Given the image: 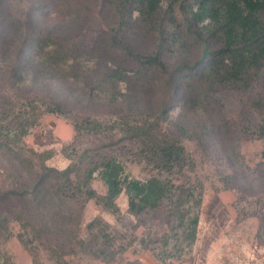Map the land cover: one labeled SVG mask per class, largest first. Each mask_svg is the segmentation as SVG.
<instances>
[{
	"label": "trees",
	"instance_id": "obj_1",
	"mask_svg": "<svg viewBox=\"0 0 264 264\" xmlns=\"http://www.w3.org/2000/svg\"><path fill=\"white\" fill-rule=\"evenodd\" d=\"M44 12L61 17L64 29L37 30ZM176 17L187 33L183 44L189 50L200 49V56L170 65L165 53H176L178 46L174 43V50H166L162 40ZM31 18L36 27L25 37L20 52L24 57L29 51L31 57L13 68L14 78L24 74L34 80L62 79L81 88L71 99L49 91L29 92L33 115L29 126H37L44 115L63 116L71 121L75 135L62 149L70 160L63 170L47 165L53 150L38 152L23 142L27 129L20 128L16 140L2 136L0 157L6 158V164L0 162L4 172L0 174V241L14 237L11 227L16 224L15 237L34 255V264H40L39 247L54 264H71L66 257L76 248L82 253L81 264H112L129 244H123L125 238L101 219L89 222L82 234V215L91 200L119 214L117 200L125 193L138 227L162 215V223L174 232L179 254L191 251L204 189L183 179H189L186 172L194 167L183 141L208 136V124L223 112L224 92H264V0H45L30 12ZM91 24L97 31L84 33ZM131 26L138 27L139 34L132 36ZM140 34L159 41L154 51L138 42ZM159 95L162 100L152 108L149 98ZM13 105L8 101L5 116ZM102 106L109 111L101 119L94 111ZM251 107L262 119L250 127L249 135L264 139V99ZM177 108L181 114L173 129H164L168 112ZM192 114L202 120L193 134ZM216 121L212 127L222 131ZM85 138L91 144L83 146ZM132 144L139 146L132 149ZM134 150L174 179L128 177L120 155L131 151L136 156ZM255 173L256 181L263 182L264 163L256 166ZM96 179L106 188L105 194L93 188ZM254 188L249 197L260 195ZM256 199L254 205L250 203L256 207L251 215L259 222L256 239L264 245V197ZM51 240H68L72 254L64 245L53 248ZM0 264L13 262L0 252Z\"/></svg>",
	"mask_w": 264,
	"mask_h": 264
},
{
	"label": "rangeland",
	"instance_id": "obj_2",
	"mask_svg": "<svg viewBox=\"0 0 264 264\" xmlns=\"http://www.w3.org/2000/svg\"><path fill=\"white\" fill-rule=\"evenodd\" d=\"M44 3L45 0H0V139L3 135H7L9 140H16L19 129H27L28 134L23 138V142L38 152L53 150L54 156L47 165L63 170L70 163V160L62 153V149L74 139L72 123L63 116L48 114L39 119L37 126H29L33 115L27 98L29 92L36 90L40 95L49 91L60 99H71L74 96L78 97L76 90H80L81 85L72 81L65 82L62 79L34 80L31 75L25 77L24 74L20 78H14L12 73L19 62L21 64L31 57L29 51L24 57L20 52L23 50L25 37L31 29L36 27L35 19L33 22V19H30V12ZM182 23L181 18L176 17L162 40V46L166 50L168 48L174 50V43L178 46L175 47L176 53L174 51L165 53L167 54L165 58L170 65H174L184 57L192 60L200 56V49L189 50V46L183 44L184 35L187 33L185 26L184 29L182 28L184 25ZM54 26L59 28L62 26L64 29L63 19L54 14L48 16L47 12H44L37 30L48 33ZM96 28L91 24L83 31L93 34L97 31ZM130 33L132 36L136 35L138 27L131 26ZM138 42L150 51H154L159 44V41L144 34L139 35ZM120 89L125 90V85L120 84ZM19 96L21 98L17 99ZM222 98L224 99L223 112L212 119L215 123H217L216 120L220 121L223 130L213 128L212 124L215 123H209L208 129H205L208 136H205L202 141L196 139L183 141L194 164L193 170L186 172L189 179H183L189 181L191 185L202 184L204 189L197 240L191 251L179 254L177 242L173 238L174 232L168 225L162 223V215L161 219L145 227H138L135 217L128 211V198L125 193H122L117 200L119 214L114 215L105 211L91 200L85 204L82 215V234L89 222L101 219L119 236L125 238L121 240L123 244H129L127 251L112 264H264V245L256 239L259 222L251 215L256 207L250 204L254 205L257 202L256 198L264 197V181H256L255 173L256 166L264 163V139L249 135L250 127L262 119L253 111L251 103L260 98L264 99V92H257L256 95L224 92ZM149 99L154 108L162 100V96ZM8 101L14 105L6 117L5 113L10 109ZM106 111L109 110L102 106L96 109L94 114L102 119L106 117ZM153 114L157 116L156 111ZM180 114L179 108L171 109L162 127L166 130L173 129L174 120L178 119ZM18 116H21V119L16 122ZM190 116L192 123H195L191 131L193 134L198 132L197 128L200 127L202 120L198 115ZM90 140L94 144H99L95 139ZM83 144L85 146L91 143L85 138ZM137 146L139 145L132 144V149H136ZM142 158L137 153L134 156L131 151L120 155L128 177L141 181L152 176L174 179V175L156 169ZM0 162L6 164V158L0 157ZM1 173L4 174L2 170H0ZM252 187H255L254 192H259L258 197H249L253 192ZM93 188L99 194L106 192V188L99 179L94 180ZM242 197H245L246 201H242ZM11 230L14 237L0 241V252L9 257L13 264H34V255L15 237L19 233L18 225L13 224ZM67 241L51 240L50 245L57 250L64 245L67 247L66 252L72 254L71 246ZM166 242H168L167 248ZM39 248L37 257L39 263L54 264L48 252L42 247ZM59 252L61 253L62 249ZM74 252L66 257V260L71 264L83 263L80 249L76 248ZM92 262L104 264L100 261Z\"/></svg>",
	"mask_w": 264,
	"mask_h": 264
}]
</instances>
